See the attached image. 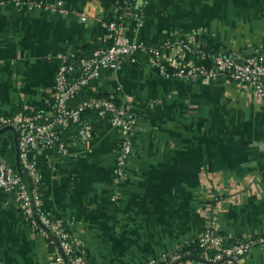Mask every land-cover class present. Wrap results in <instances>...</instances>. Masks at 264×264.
<instances>
[{
    "label": "crops",
    "instance_id": "crops-1",
    "mask_svg": "<svg viewBox=\"0 0 264 264\" xmlns=\"http://www.w3.org/2000/svg\"><path fill=\"white\" fill-rule=\"evenodd\" d=\"M64 1L69 12L62 14L0 0V118L16 110L47 114L61 55L75 65L80 54L112 41L104 25L114 15L111 0ZM86 7L94 15L84 21ZM134 14L127 34L148 45L184 40L239 61L264 55V0H135ZM137 58L91 84L130 102L137 117L124 180H113L119 129L97 118L88 146L68 141L65 154L31 152L45 211L65 221L91 264L159 260L199 236L212 213L229 242L264 233V99L224 77L167 78L148 55ZM52 251L0 191V264H48ZM238 264H264V244Z\"/></svg>",
    "mask_w": 264,
    "mask_h": 264
},
{
    "label": "built area",
    "instance_id": "built-area-1",
    "mask_svg": "<svg viewBox=\"0 0 264 264\" xmlns=\"http://www.w3.org/2000/svg\"><path fill=\"white\" fill-rule=\"evenodd\" d=\"M7 1L17 5L43 7L55 13L69 12L64 0H58L51 5L34 0ZM134 3L135 0H123V7L114 4L113 17L104 23L112 39L110 46L95 49L90 55L81 57L75 65L67 55H61L63 62L57 71L54 98L47 114L19 111L0 118V128L12 125L17 129L18 155L24 171L22 175L0 156V191L11 195L28 222L53 247L48 264L91 263L82 252L79 239L65 221L50 215L43 208L42 177L36 162L30 156L31 152L36 149H55L57 153L65 154L68 141L88 146L93 136L95 120L107 119L119 129V146L113 174L114 183L118 185L126 176L129 158L134 151L137 117L130 102L118 104L105 96H92L73 104L80 93L98 80L105 70L119 69L125 62L136 63L138 54H146L149 56L150 65L161 76L201 82H212L224 77L230 82L243 85L254 96L264 99L263 54L248 56L239 61L228 54L194 47L184 40L167 41L161 46L137 41L127 34L124 20V14L134 8ZM121 9L124 10L123 14L119 13ZM91 15L94 14H91L88 7L80 12L84 21ZM88 110L97 112V118L86 117L84 113ZM74 124L77 129L70 133L69 129ZM57 127L61 128L56 129ZM24 175L29 178V183ZM116 198L117 195H114L113 199ZM195 240L203 249L206 260L219 262L225 259L230 264H238L254 246L264 244V233L246 236L235 243L229 242L218 232V219L212 213L203 232L187 240L185 244ZM181 258L182 253L178 248L164 253L159 260L152 259L145 264L171 263Z\"/></svg>",
    "mask_w": 264,
    "mask_h": 264
},
{
    "label": "trees",
    "instance_id": "trees-1",
    "mask_svg": "<svg viewBox=\"0 0 264 264\" xmlns=\"http://www.w3.org/2000/svg\"><path fill=\"white\" fill-rule=\"evenodd\" d=\"M111 2L113 4L116 3L117 5H120L122 7L124 5L123 0H111ZM134 7H135V3H134ZM119 13L123 14L124 10L121 9V11ZM134 15H135L134 14V8L130 12L125 13L124 14L125 23L127 21H129L130 19H132L134 17ZM111 44H112V41H109V43L103 47L93 46L89 50H87V52L80 54L78 56V60L83 56L90 55L95 49L105 48V47L110 46ZM207 46L210 48H216V49L219 48L218 44L215 43L212 39H207ZM204 63L206 65H209L208 61H205ZM92 85H93V83H92ZM92 85L86 87L80 93L79 97L73 102V104L80 101V100H83V99H86V98H89L92 96H105L109 99H112L109 96L101 95L97 92H94L92 90ZM112 100L119 104V102L117 100H114V99H112ZM17 112H19V110H16V112H13L12 114H15ZM84 115L86 117H88L89 119H96L97 118V112H95L93 110L86 111L84 113ZM6 127H8V126H3L2 128H0V156L4 157L7 160L8 164H10V166L14 167L18 172H20L23 175L24 171H23V167H22V164L20 162L19 155H18V145H17L18 140H17L16 134L11 129L7 130ZM76 129H77V125L74 124L69 129V132L72 133ZM23 177L29 183V178L26 175H24ZM179 251L182 253L181 259L174 261V262H171V263L159 262V264H176V263L178 264V262H180V261L183 262V261H194V260L205 261L208 264H223L224 262H226L225 259L221 260L219 262H211V261L206 260L203 257V249L199 247V243L197 240H195L194 242H192L190 244H184L183 246H181L179 248Z\"/></svg>",
    "mask_w": 264,
    "mask_h": 264
},
{
    "label": "water",
    "instance_id": "water-1",
    "mask_svg": "<svg viewBox=\"0 0 264 264\" xmlns=\"http://www.w3.org/2000/svg\"><path fill=\"white\" fill-rule=\"evenodd\" d=\"M8 127H11V128H13V129H15V132H16V128L14 127V126H8ZM61 127H57L56 129H60ZM16 137H17V140H18V132H16Z\"/></svg>",
    "mask_w": 264,
    "mask_h": 264
}]
</instances>
